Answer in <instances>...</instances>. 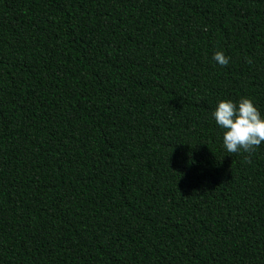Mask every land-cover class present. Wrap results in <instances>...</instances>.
<instances>
[{
    "label": "trees",
    "instance_id": "16d2710c",
    "mask_svg": "<svg viewBox=\"0 0 264 264\" xmlns=\"http://www.w3.org/2000/svg\"><path fill=\"white\" fill-rule=\"evenodd\" d=\"M241 98L264 0H0V264H264V142L212 115Z\"/></svg>",
    "mask_w": 264,
    "mask_h": 264
},
{
    "label": "clouds",
    "instance_id": "9594fccd",
    "mask_svg": "<svg viewBox=\"0 0 264 264\" xmlns=\"http://www.w3.org/2000/svg\"><path fill=\"white\" fill-rule=\"evenodd\" d=\"M213 59L225 67L230 57L220 51ZM212 115L217 126L224 130L223 145L228 153L241 150L252 153L264 142V118L251 99L241 98L238 105L230 100L220 101Z\"/></svg>",
    "mask_w": 264,
    "mask_h": 264
}]
</instances>
